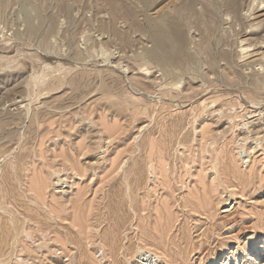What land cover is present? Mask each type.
Returning <instances> with one entry per match:
<instances>
[{"label": "rangeland", "instance_id": "374dc122", "mask_svg": "<svg viewBox=\"0 0 264 264\" xmlns=\"http://www.w3.org/2000/svg\"><path fill=\"white\" fill-rule=\"evenodd\" d=\"M189 1H0V264H264V0Z\"/></svg>", "mask_w": 264, "mask_h": 264}, {"label": "bare ground", "instance_id": "6f19581e", "mask_svg": "<svg viewBox=\"0 0 264 264\" xmlns=\"http://www.w3.org/2000/svg\"><path fill=\"white\" fill-rule=\"evenodd\" d=\"M1 1V0H0ZM191 1V0H190ZM189 1V2H190ZM3 2V1H2ZM5 2V1H4ZM49 2V1H48ZM107 2H108V0H107ZM188 2V3H189ZM248 2H250V1H248ZM46 3V2H45ZM113 3H115V2H113ZM263 3V2H262ZM1 4V3H0ZM109 4V3H108ZM111 4V3H110ZM116 4V3H115ZM191 4V3H190ZM61 5V4H60ZM254 5V4H253ZM252 5V6H253ZM112 6V5H111ZM165 6V5H164ZM186 6H188V4L186 5ZM61 7V6H60ZM114 7V6H113ZM116 7L118 8V6H117V4H116ZM179 7H181V6H179ZM178 7V8H179ZM193 7V6H192ZM247 7V6H246ZM112 8V7H111ZM164 8V7H163ZM172 9H173V7H172ZM176 9V8H175ZM186 9V8H185ZM249 9V8H248ZM251 9V8H250ZM2 10V9H1ZM61 10V9H60ZM130 10H132V9H130ZM174 10V9H173ZM205 10V9H204ZM243 10V9H242ZM65 11V10H64ZM119 11V10H118ZM180 12V11H179ZM196 12V11H195ZM246 12V11H245ZM244 12V13H245ZM187 13V12H186ZM61 14V13H60ZM87 14V13H86ZM105 14V13H104ZM188 14V13H187ZM237 14V13H236ZM252 14V13H251ZM50 15V14H49ZM99 15V14H98ZM113 15H115V13L113 14ZM176 15V14H175ZM182 15H184V14H182ZM85 16V15H84ZM170 16V15H169ZM186 17H187V15H186ZM208 18V17H207ZM262 18V17H261ZM167 19V18H166ZM171 19V18H170ZM187 21L189 20V19H186ZM197 21H199V19L197 20ZM264 21V20H263ZM47 22V21H46ZM169 22V21H168ZM217 22V21H216ZM254 22V21H253ZM261 22V21H260ZM120 23V22H119ZM121 23H123V22H121ZM199 23V22H198ZM214 23V22H213ZM249 23V22H248ZM45 24V23H44ZM103 24H105V23H103ZM152 24V23H151ZM176 24V23H175ZM181 24V23H180ZM201 24V23H200ZM253 24V23H252ZM100 25V24H99ZM208 25V24H207ZM239 25V24H238ZM49 26H50V23H49ZM154 26H155V32L152 34V36H153V40H154V42H155V46H156V48H158V51H159V53L161 54V57L163 58V62L164 63H172V62H174V61H177V60H180L181 58H184L185 56H186V51H185V48H184V39L181 37V35L180 36H177V35H174V34H176V32H171L170 34H168L165 30H164V28H163V25H162V23L161 22H158V23H155L154 24ZM168 26V25H167ZM253 26V25H252ZM105 27V26H104ZM169 27V26H168ZM171 27V26H170ZM50 28V27H49ZM172 28V27H171ZM257 28V27H256ZM170 29V28H169ZM201 29V28H200ZM238 29V28H237ZM77 30V29H76ZM111 30V29H110ZM176 30V29H175ZM178 30V29H177ZM204 30V29H203ZM28 31V35H32V34H35V32H36V26H34V25H29V30H27ZM44 31H45V29H44ZM75 31V30H74ZM178 31H181V30H178ZM237 31V30H236ZM47 33V32H46ZM46 33L44 34L45 36H46ZM126 33V32H125ZM43 34V33H42ZM49 34V33H48ZM102 34V33H101ZM105 34V33H104ZM247 34V33H246ZM37 35V34H36ZM75 35V34H74ZM117 35H118V33H117ZM44 36V37H45ZM208 36V35H207ZM256 36V35H255ZM34 37H36V36H34ZM43 36H41V40H39V41H43V40H47V38L45 37H43ZM132 37V36H131ZM244 37V36H243ZM21 38V37H20ZM172 38H174V40H175V43H173L172 42ZM205 40H207V39H205ZM242 40V39H241ZM245 40V39H244ZM47 42V41H46ZM203 42H205V41H203ZM43 43H44V41H43ZM208 43V42H207ZM262 43V42H261ZM204 44V43H203ZM250 44V43H249ZM45 45V44H44ZM46 45H47V43H46ZM248 45V44H247ZM251 45H253L252 44V42H251ZM256 45V44H255ZM258 45H260V44H258ZM240 46V45H239ZM249 46V45H248ZM101 47V46H100ZM206 47H207V45H206ZM205 47V48H206ZM209 47V46H208ZM242 47V46H241ZM251 47V46H250ZM74 48V47H73ZM102 49V48H101ZM224 49V48H223ZM257 49H259L258 48V46H257ZM210 50V49H209ZM262 50V49H261ZM263 51V50H262ZM226 52V51H225ZM245 52H247V51H245ZM250 52V51H249ZM255 52V51H254ZM261 53V52H260ZM117 54V53H116ZM119 54V53H118ZM123 54V53H122ZM134 54H135V52H134ZM242 54V53H241ZM245 54V53H244ZM263 54V56H264V52L262 53ZM139 55V54H138ZM141 55V54H140ZM243 55V54H242ZM241 55V56H242ZM247 55V54H246ZM147 56L149 57V58H154L155 57V55H154V52L153 51H150V52H148L147 53ZM259 56V55H258ZM221 57V56H220ZM204 58H206V57H204ZM242 58V57H241ZM263 58V57H262ZM144 59V58H143ZM142 59V60H143ZM225 59V58H224ZM256 59V58H255ZM258 59V58H257ZM211 60V59H210ZM250 60H251V58H250ZM253 60V59H252ZM259 60V59H258ZM261 60V59H260ZM137 61V60H136ZM135 60L133 61V62H136ZM264 61V60H263ZM139 62V61H138ZM203 62V61H202ZM209 62V61H208ZM252 62H254V61H252ZM256 62V61H255ZM254 62V63H255ZM191 63V62H190ZM254 63H252V64H254ZM258 63H259V61H258ZM139 64H140V62H139ZM208 64V63H207ZM216 64V63H215ZM261 64V63H260ZM259 64V65H260ZM143 65V64H142ZM151 65V64H150ZM261 65H263V63L261 64ZM185 66V65H184ZM141 67V66H140ZM188 67H191L190 65L188 66ZM203 67V66H202ZM205 68V67H204ZM146 69V68H145ZM153 69V68H152ZM188 69H190V68H188ZM203 69V68H202ZM143 70V69H142ZM190 70H193L194 71V69H190ZM125 71V70H124ZM161 71H163V70H161ZM203 74V73H202ZM212 74V73H211ZM133 75V74H132ZM134 76V75H133ZM217 76V75H216ZM222 76V75H221ZM141 77V76H140ZM145 77V76H144ZM150 77V76H149ZM208 77V76H207ZM147 78V77H146ZM135 79V78H134ZM155 79V78H154ZM252 80V79H251ZM255 80V79H254ZM253 81V80H252ZM163 82V81H162ZM143 83V82H142ZM144 84V83H143ZM257 84V83H256ZM131 85V84H130ZM145 85V84H144ZM165 86V85H164ZM209 86V85H208ZM165 89H166V87H165ZM151 90H152V88H151ZM158 90V89H157ZM161 92V91H160ZM148 93H150V92H148ZM120 95V94H119ZM122 95H123V93H122ZM165 95H167V93L165 94ZM173 95V94H172ZM171 95V96H172ZM167 96H169V95H167ZM142 97V96H141ZM173 97V96H172ZM174 98V97H173ZM7 123V122H6ZM8 124H10V123H8ZM3 144V143H2ZM1 144V145H2ZM2 151V150H1ZM7 150L5 149V152H6ZM4 152H2L1 154H3ZM10 154V153H9ZM74 169V168H73ZM77 170H78V168H77ZM40 181V180H39ZM58 182V181H57ZM63 182V181H62ZM37 184V183H36ZM34 186V185H33ZM32 187V186H31ZM39 188V187H38ZM32 190H38L37 189V187L35 186L34 188H31ZM30 189V190H31ZM39 191L41 192V189L39 188ZM38 192V191H37ZM40 192H38V193H40ZM35 193V192H34ZM41 194V193H40ZM36 196H37V193H36ZM21 197V196H20ZM40 199V198H39ZM20 200V199H19ZM79 200V199H78ZM13 201V200H12ZM14 202V201H13ZM18 202V201H17ZM8 203V202H7ZM15 204V203H14ZM72 204V203H71ZM3 206V203L1 202V200H0V208ZM29 207V206H28ZM54 207L55 206H53V210H55L54 209ZM5 210V209H4ZM29 210V209H28ZM52 210V211H53ZM56 210H58V207L56 208ZM7 211V210H6ZM36 211V210H35ZM9 212V211H8ZM14 212V211H13ZM58 212H59V210H58ZM53 213V212H52ZM9 214V219L12 221L13 219H15L14 218V216H12V217H10V213H8ZM53 214H55V213H53ZM58 214V213H57ZM0 217L2 218L3 216H2V214H0ZM59 217V216H58ZM54 218H55V216H54ZM73 219H75V218H73ZM4 220V219H3ZM36 220V219H35ZM77 220H78V218H77ZM76 220V223L78 222ZM75 221V220H74ZM34 222V221H33ZM7 231V233H8V230H6ZM49 232V231H48ZM5 234V233H4ZM6 237V236H5ZM10 238V237H9ZM16 238V237H15ZM11 240V239H10ZM1 252V251H0ZM48 264H55L53 261H50V262H47Z\"/></svg>", "mask_w": 264, "mask_h": 264}]
</instances>
